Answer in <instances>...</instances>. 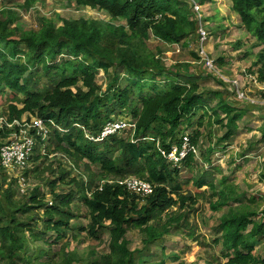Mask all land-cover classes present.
<instances>
[{
  "label": "trees",
  "instance_id": "obj_1",
  "mask_svg": "<svg viewBox=\"0 0 264 264\" xmlns=\"http://www.w3.org/2000/svg\"><path fill=\"white\" fill-rule=\"evenodd\" d=\"M36 1L24 0L0 8V91L3 95L10 91L12 98L5 119L21 121L28 115L29 122L42 118L48 125L55 122L56 126L69 128L65 132L54 128L51 138L55 150L80 162L87 160L89 169L97 165L100 170L90 173L88 183L76 176L66 181L70 172L61 164L58 170L44 166L41 172L59 174L47 181L54 199L50 202L48 192L41 187L18 191V180L8 181L0 164V264H165V236L188 226L197 197L203 194L200 190L213 180L208 172L197 176L188 173L182 179L181 170L160 152L158 141L169 151L173 144L182 148L188 129H193L190 134L195 145L202 136L212 139L213 131L208 127L215 121L201 128L205 118H214L220 126L226 125V132L217 138V145L210 140L203 151L205 160L211 163L217 148L236 133L238 122L256 108L232 103L230 97L234 95L228 89L209 92L208 97L197 95L198 78L202 76L191 73V65L165 64L163 55L169 51L168 45L188 46L190 39L198 43L203 23L215 22L219 13L202 17L185 0H71L82 8L107 11L112 18H63L59 24L43 16L37 28L23 27L20 12L29 11ZM211 1L193 0L201 7ZM231 2L247 36L256 41L251 49L264 46V0ZM122 20L125 23H120ZM224 26L220 23L211 27L214 35ZM152 37L158 43H152ZM60 55L63 58L58 59ZM194 56L199 57L196 53ZM257 56L253 66H261L260 80L264 82V48ZM223 60L218 62L222 64ZM101 70L106 74L113 70L115 74L106 93H99L97 76ZM121 75H125L123 85L119 82ZM207 98H217L218 103L211 108L212 115L205 111L196 127L195 116ZM116 113L132 114L137 121L135 132L126 131V139L113 135L94 141L87 137V133L99 135ZM9 135L5 129L0 130L1 139ZM131 136L137 141L129 140ZM34 151L29 162L43 158L45 163L47 158L39 153V145ZM118 151L120 155L115 157ZM194 161L195 153L189 151L181 164L192 166ZM32 170H26L28 179ZM34 170L39 171V167ZM132 173H144L153 185L152 191L139 195L118 182L93 188L112 175ZM190 183L197 193L185 190ZM58 184H66L71 190L56 193ZM209 187L211 197H217L211 208L221 213L213 227L220 236L215 243L223 245L222 257L227 259L224 264H264V254L257 251L259 239L264 237V221H255L260 211L251 204H259L258 199L251 197L247 203V194L228 183L226 176L220 184ZM76 198L79 205L75 204ZM72 203L74 208L86 211L87 226L72 227L71 221L76 218ZM134 228L142 234L143 248H131L128 232ZM51 232L56 237H47ZM82 232L87 236L82 241L92 243L82 250L74 249L71 238L74 234L78 240ZM93 241L104 244L103 251H97ZM32 242L59 244V249H33Z\"/></svg>",
  "mask_w": 264,
  "mask_h": 264
},
{
  "label": "rangeland",
  "instance_id": "obj_2",
  "mask_svg": "<svg viewBox=\"0 0 264 264\" xmlns=\"http://www.w3.org/2000/svg\"><path fill=\"white\" fill-rule=\"evenodd\" d=\"M185 1H187L190 7L194 6L196 12H201L200 15L202 17H211L217 13H219V16L215 22H208L206 20L207 22L203 23L206 33H202V38L198 43L190 39L188 46L183 43L168 45L167 48L169 51L165 52L163 55L165 64L168 67L183 63L191 65V73L202 76L198 78L200 90L197 95L200 94L208 97L211 95L208 94L209 92L213 93L217 90L228 89V91L234 95L230 97L232 103L236 104L238 107L239 102L242 105L251 104L256 108H252V110L245 114L238 122L236 133L230 140L226 141L223 146L217 148L211 163L205 160L203 151L209 147L210 144L208 142L210 140H212L214 145H217V138L221 137L226 132V125L224 127L220 126V123L216 122L214 118L210 120L205 118L206 122L201 128H207L209 121H215L213 125L208 127L213 131L211 136L214 138L212 137V139L202 136L195 145L191 142L190 131H193V129H188L186 132L184 130L185 133L183 132L185 139L184 144H187L195 153V161L192 163V166H185L184 163L180 164L181 162L178 163L171 160L167 157L168 150L161 146L160 141H158L160 152L168 163L181 170L180 175L182 179H185L188 173H194L195 176H197L199 173L203 174L208 172L210 173L209 179L213 180L209 185L204 186L200 190L203 191V194L197 197L198 202L190 212L188 226L180 230H173L172 233L165 236L164 259L165 264H224L227 259L222 257L223 245L215 243V239L220 236L216 234L213 227L219 220L221 213L215 212L211 208L212 201H216L217 197H211L212 191L209 186L213 183L218 185L223 177H228V183L239 188V192L247 194V200H245L247 203L250 202L249 200L251 197H256L258 199L259 204H257L256 201L251 203L260 211L259 215L254 219L256 222L261 220V218L264 221V97H262L264 82L260 80L259 70L261 66H253L258 60L257 55L264 46L260 45L257 48L251 49L256 41L251 36H247V32L241 24L240 16L232 10L231 0H212L207 3L206 6L200 7L199 9L194 5L193 0ZM17 2L24 3V0H0V8L4 5L14 6ZM43 16L52 18L59 24L63 22V18H87L102 21H109L112 18L107 11L97 10L91 7L82 8L71 0H38L29 11L25 12L21 10L20 12L21 22L23 23V27L26 28H37ZM222 17L225 19H222ZM120 23H125V21L122 20ZM220 23L225 26L223 30L218 32L215 36L211 27L215 25L218 26ZM152 43H158L156 37H152ZM22 47L25 48L24 46ZM194 53L198 54L199 57L194 56ZM206 57H209L213 61L212 66L208 67V65H206ZM60 58L63 57L60 55L58 59ZM221 58L224 59L222 64L218 62ZM14 61L18 62V60ZM216 63H218L219 66ZM206 68H208L209 71ZM111 71L112 73L106 74L101 70L98 74L97 82L101 87L99 93H106L113 84L115 74H113V70ZM124 76L125 75H121V78H119V82L122 85L126 83ZM221 82H224V84H221ZM9 95L10 91L6 92L5 95L0 91V112L2 113L0 115V130L5 129V131L10 134L5 140L0 138L1 146L11 139L21 138L30 134V136L34 138L36 144L39 145V153L46 155L45 158L47 159L45 163H43V158L36 163L34 161L29 162L28 159L27 165L23 168H6L1 165V170L7 175L8 181L18 180L17 188L18 191L22 192L27 191L29 188L41 187L43 192H48L47 200L50 202L54 201V199L50 192V187H47V181L54 179V177H59V174L52 176L49 173L41 172L44 166H52L55 170H58V166L61 164L67 172H70V177H68L66 181L76 176L78 179L89 183L91 181L90 173L94 172L97 174L100 168L97 165H90L89 169V162L87 160L80 162L77 157L71 158L65 152L57 149L55 150V144L51 138L52 133L54 134L55 122H51L49 126H45L41 130L39 128L30 127L33 121L28 123V115H24L21 123H18V120L7 122L8 105L12 102V98ZM217 100V98H212L211 100L207 98L205 100L202 108H200L201 110H199V113L195 116L194 126H198V120L204 115L205 111H209L210 115H212L211 108L217 105ZM111 120V123H122L125 125L135 124L134 127L122 126L121 124L116 126L114 128V135L118 138L126 139V131L135 132L136 130L137 121L132 114L116 113L113 114ZM58 129L60 131L62 129L61 132L69 130V128L60 125ZM216 134L218 135L217 137L214 136ZM40 135L44 136L40 137ZM87 136L88 138H92L91 135ZM111 136L104 138V140L109 139ZM129 140L133 142L137 141L134 136H131ZM94 141H98V139H94ZM109 142L111 141L109 140ZM214 145L213 147H215ZM173 147H176V145L173 144L171 149ZM182 149L183 147L180 151ZM164 152H166V154ZM119 155L120 151L116 153L115 157ZM179 160H182V158L179 157ZM37 167H39V171L34 170V168ZM28 168L30 170L33 169V173L29 176V179L25 176ZM141 168H144L143 165ZM132 180L148 182L144 173H132L125 176L112 175L108 179H103L100 183L97 182L98 184L96 183L93 188L95 189L106 182L117 183ZM60 185L62 184H58L59 187L56 193L61 194L64 191L67 192L69 189L71 190V187H66V184L63 186ZM185 190L193 191L194 193L198 191L193 183L187 185ZM75 192L76 196L79 197L80 193L77 192V189H75ZM75 200V204L79 205L78 199L76 198ZM73 204L74 203H72L73 208L71 207V209L76 214V218L71 221L72 227L77 228L80 225L87 226L89 219L85 216L86 211L74 208L75 206H73ZM173 210L176 211L179 209L178 207H174ZM42 225L43 224H40L41 227H43ZM47 237H56V234L51 232ZM83 238H87L84 232L80 233V238L78 240L74 239L73 234L71 238L73 239L71 240L72 247L82 250L92 243L90 240L82 241ZM128 238L131 242L132 249L143 248L142 234L139 228L130 229ZM259 241L257 251L258 253L264 254V237L260 238ZM63 242H65V240L60 241V243ZM100 243L101 242L93 241V246L97 251L101 252L105 246ZM42 244L43 243L37 244L32 242L31 247L33 249H36V247L52 248L53 250L59 249V244L52 246L49 244H44L43 246ZM159 251H161V248H159ZM154 261H157V259Z\"/></svg>",
  "mask_w": 264,
  "mask_h": 264
},
{
  "label": "built area",
  "instance_id": "obj_3",
  "mask_svg": "<svg viewBox=\"0 0 264 264\" xmlns=\"http://www.w3.org/2000/svg\"><path fill=\"white\" fill-rule=\"evenodd\" d=\"M194 5L198 9L201 7L195 3H194ZM200 32H201V34L206 33V30L204 29V27L203 28L201 27ZM205 63H206V65H208V67L213 65V61L209 57H206ZM22 121H23V119L21 121L18 120V123L19 122L21 123ZM32 121H33V123L30 127H33L36 129L39 128L41 130L45 126H49L46 119L33 118ZM111 121L112 120L110 119V121L106 125H104V127H103V129L99 135H92V134H88V133H87V135H91L92 138H90V139H92V140L98 139V141H103L105 137H108L111 135L113 136L114 135V128L120 124L122 126H129V127L135 126L134 123H132L131 125H125L122 123H111ZM28 123H29V121H28ZM25 126H27V125H25ZM55 127L58 128V126H55ZM136 127H137V122H136ZM127 129H131V128H127ZM37 133H40V132H37ZM35 147H36V142H35L34 138L32 136H30V134L28 136H23L21 138L11 139V140L5 142L1 146L0 164L6 168H13V167L14 168H23L25 165H27L26 164L27 160L28 159L30 160L31 155L34 153ZM182 147H183V149L181 151H180L181 148L179 146L173 147L170 151L168 150L167 157H169L171 160H173L175 162H178V163L181 162L182 163L184 158L187 156L188 152L192 151V149H190L187 144H184ZM164 153L166 154V152H164ZM179 157L182 158V160H179ZM118 183L126 184L130 189L134 190L139 195L148 194L153 189V185L151 183L146 182V181L144 182L141 180H132V181H128V182H118Z\"/></svg>",
  "mask_w": 264,
  "mask_h": 264
},
{
  "label": "bare ground",
  "instance_id": "obj_4",
  "mask_svg": "<svg viewBox=\"0 0 264 264\" xmlns=\"http://www.w3.org/2000/svg\"><path fill=\"white\" fill-rule=\"evenodd\" d=\"M32 128V127H31ZM134 129V128H133ZM62 131V130H61ZM37 132V131H36ZM39 136V135H38ZM42 136H44V135H42ZM41 135H40V137H42ZM46 137V136H45ZM106 138V137H105ZM45 140V139H44ZM94 140V139H93ZM36 148V147H35ZM126 182V181H125Z\"/></svg>",
  "mask_w": 264,
  "mask_h": 264
}]
</instances>
